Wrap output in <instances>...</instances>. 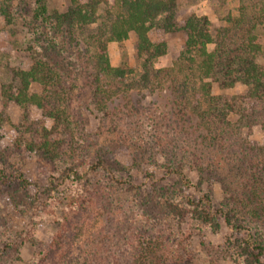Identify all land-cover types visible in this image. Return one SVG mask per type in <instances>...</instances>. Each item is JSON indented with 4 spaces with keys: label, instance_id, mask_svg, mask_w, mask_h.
I'll return each instance as SVG.
<instances>
[{
    "label": "rangeland",
    "instance_id": "1",
    "mask_svg": "<svg viewBox=\"0 0 264 264\" xmlns=\"http://www.w3.org/2000/svg\"><path fill=\"white\" fill-rule=\"evenodd\" d=\"M2 1L8 4L11 14L8 17L0 9V264H42L44 252L55 257L65 251L68 260L74 259L93 248L92 239L98 233L105 238L106 253L121 250L122 264L125 259L130 263L136 231L141 227L156 230L163 225L191 231L196 255L189 264H245L239 245L248 228L247 217L228 200L231 190L242 185L247 189L242 182L241 159L229 157L220 166L213 164L216 175L204 182L194 167L197 158L187 147L179 150V145L190 146L192 135L186 129L172 131L167 116L155 121L152 117L146 121L132 115L123 117L117 120L122 131L114 119L122 107L107 113L92 104L93 93L80 60L52 27V13L66 11L71 1L42 0L46 10L41 14H37L36 0ZM254 13L261 16L256 30L261 44L256 60L264 65V4L260 0H180V17L205 15L215 27L226 26L229 18ZM150 38L158 41L153 31ZM167 42V52L152 59L156 68L171 65L182 51V32L170 34ZM137 43V34L131 31L127 39L108 44L111 63L127 67L131 71L129 79L135 80L144 71L145 58L137 53ZM36 56L59 64L63 77L78 76L71 101L76 117L71 120L79 127L77 136L82 143L75 154L59 155L61 142L56 152L27 147L32 137L30 130L23 129L24 109L15 103L6 107L3 103L2 87L17 86L16 70L29 69ZM245 89L241 83L232 89H221L213 83L211 91L240 94ZM32 90L40 93L42 88L33 84ZM194 93L200 96L193 99L196 109L187 107L186 123L197 122V115L206 105L199 87ZM139 98L154 108L152 113L157 107H167L171 96L164 89L131 94L132 101ZM124 102L117 98L111 108ZM30 111L31 121L43 116L42 109L34 105ZM255 117L250 128L239 115L230 118L241 120L242 138L259 152L264 150V105L253 120ZM158 120L165 131L154 141L157 129L162 130ZM52 122L50 118L48 126ZM124 130H134L131 138ZM64 139L74 138L69 135ZM66 146L68 143H63V148ZM96 191L103 194L97 195ZM206 195L211 198L215 215L208 221L201 203L199 207L192 203ZM225 212L239 228L228 227ZM257 226L251 232L262 234L264 227L260 231Z\"/></svg>",
    "mask_w": 264,
    "mask_h": 264
},
{
    "label": "trees",
    "instance_id": "2",
    "mask_svg": "<svg viewBox=\"0 0 264 264\" xmlns=\"http://www.w3.org/2000/svg\"><path fill=\"white\" fill-rule=\"evenodd\" d=\"M36 1L37 14L44 13L46 9L42 0ZM70 1L71 5L66 11L52 13V27L80 60L93 93L92 104L104 112L122 107L114 118L115 126L123 131V126L117 120L131 115L144 121L151 117L155 121L167 116L172 131L186 129L192 135L190 146L179 145V150L187 147L190 154L197 158L194 167L204 182L214 179L212 177L216 173L213 164L220 166L229 157L241 159L244 166L242 182L247 189L244 190L241 182L243 189L231 190L228 200L247 217L245 224L248 228L239 245L244 263L264 264V231L259 235L251 232L254 225H258L260 231L264 227V150L258 152L248 145L242 138L241 120L230 118L239 115L249 123L245 127L250 128L252 122H256L253 116L261 112L264 105V65L256 60L261 46L256 31L261 21L260 13L229 18L226 26L215 27L205 15L180 17V0ZM260 1L264 4L263 0ZM0 9L10 17V7L2 0ZM131 31L138 37L137 53L145 55L142 64L144 71L139 80L129 79L131 71L127 67L113 65L108 50L110 42L127 39ZM151 31L158 41L150 38ZM176 31H181L183 35L182 51L171 65L156 68L152 59L167 52V37ZM61 68L59 64L36 56L29 69L16 70L18 85L3 86L1 95L5 107L15 103L24 109L23 129L30 130L32 137L26 142L27 147L56 152L57 144L61 142L59 155H70L75 154L82 143L77 136L79 127L71 120L76 117L71 101L76 84L74 81L78 76L63 77ZM213 83L221 89H232L241 83L246 89L240 94H213ZM33 84H39L42 91L34 92ZM195 87L202 90L206 105L202 113H198L197 122L186 123L189 118L187 107L196 109L193 99L200 96L194 93ZM161 89L169 91L170 103L163 109L157 107L152 113L150 111L154 108L145 105L142 98L136 102L131 99L135 91L154 92ZM190 95L192 98H189ZM117 98L125 99V102L111 108ZM33 105L42 109L43 116L31 121L29 115ZM158 110L159 116H156ZM50 118H53V122L48 126ZM159 120L157 124L162 130L157 129L153 135L156 138L154 141L165 131ZM124 133L131 138L132 134L127 130ZM69 135L74 139L65 140ZM63 143H68V146L63 148ZM95 194L103 193L96 191ZM192 203L197 207L201 203V209L207 214L205 221L214 219L209 195L200 201L194 199ZM224 216L228 227L233 230L239 228L231 222L227 212ZM260 219L261 224V221L258 222ZM98 234L92 239L93 248L85 250V253L82 251L74 259L68 260L65 251L56 253L55 257H48V252H44L40 261L42 264H122L121 250L106 253L105 238L103 234ZM191 238L189 229L173 230L165 225L156 230L141 227L134 235L132 260L128 263L125 259L123 264H189L196 255Z\"/></svg>",
    "mask_w": 264,
    "mask_h": 264
}]
</instances>
